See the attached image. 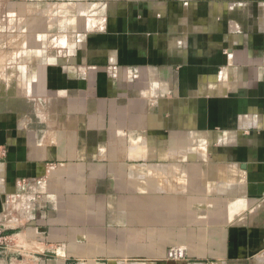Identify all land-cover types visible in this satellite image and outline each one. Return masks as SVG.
<instances>
[{
    "label": "crops",
    "instance_id": "1",
    "mask_svg": "<svg viewBox=\"0 0 264 264\" xmlns=\"http://www.w3.org/2000/svg\"><path fill=\"white\" fill-rule=\"evenodd\" d=\"M28 6L0 264H264V0Z\"/></svg>",
    "mask_w": 264,
    "mask_h": 264
},
{
    "label": "rangeland",
    "instance_id": "2",
    "mask_svg": "<svg viewBox=\"0 0 264 264\" xmlns=\"http://www.w3.org/2000/svg\"><path fill=\"white\" fill-rule=\"evenodd\" d=\"M33 1L34 0H0V70L2 72V78L8 80L6 81L8 83L16 73V70H11V66H15L12 62H24L27 57L29 58L28 54L31 55V53H33L34 48L46 46L41 43L40 45L38 44L40 38L42 39L41 33L33 27V10L32 7L28 6L30 3L32 4ZM37 1L41 3L42 0ZM36 27L37 25L35 24V28ZM34 30L36 32H34ZM48 41L51 43L50 46L55 48L52 44L53 40ZM48 41L46 40L45 43ZM2 90H4V92L6 91V93L3 92L2 96L4 102H9L12 88L6 86L3 87ZM23 106L25 107L26 104L24 103ZM35 110L36 114L42 115L43 103L41 97L36 96L35 98ZM38 122H40L39 124L41 125V119H39ZM2 155L5 157V150L2 151Z\"/></svg>",
    "mask_w": 264,
    "mask_h": 264
},
{
    "label": "built area",
    "instance_id": "3",
    "mask_svg": "<svg viewBox=\"0 0 264 264\" xmlns=\"http://www.w3.org/2000/svg\"><path fill=\"white\" fill-rule=\"evenodd\" d=\"M12 243V240L8 234L0 228V253L5 251L7 247Z\"/></svg>",
    "mask_w": 264,
    "mask_h": 264
}]
</instances>
